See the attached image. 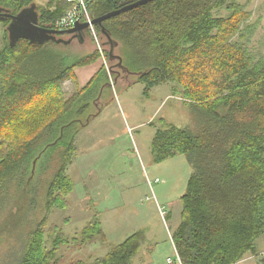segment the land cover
<instances>
[{"label":"trees","instance_id":"obj_1","mask_svg":"<svg viewBox=\"0 0 264 264\" xmlns=\"http://www.w3.org/2000/svg\"><path fill=\"white\" fill-rule=\"evenodd\" d=\"M137 1L91 0L89 12L94 19ZM32 3L37 0H0L13 14ZM69 8L66 0L38 3L40 24L51 28ZM223 10L226 16L216 15ZM251 17L240 0H152L104 22L119 43L117 55L128 72L121 71L137 76L146 96L172 83L173 94L193 114L192 125L164 122L152 143L156 163L184 155L191 167L173 236L182 264H237L247 255H259L257 241L264 237V53L249 47L259 25L250 24ZM2 24L0 254L1 247L14 250L10 264H62L67 257L63 248L108 245L97 213L71 240L50 218L69 209L75 190L69 169L81 156L74 125L84 123L82 116L89 123L99 115L89 113L99 107L94 92L111 85L115 70L109 65V74L101 62L85 87L68 94L64 83L77 68L99 62L98 50L73 64L56 62L50 51L64 44L19 40L11 46L9 21ZM96 30L107 42L100 27ZM99 76L103 81H97ZM72 114L79 117L66 122ZM145 239L139 230L104 257L66 264H133ZM6 261L7 256L1 263Z\"/></svg>","mask_w":264,"mask_h":264},{"label":"rangeland","instance_id":"obj_2","mask_svg":"<svg viewBox=\"0 0 264 264\" xmlns=\"http://www.w3.org/2000/svg\"><path fill=\"white\" fill-rule=\"evenodd\" d=\"M37 3L43 2L39 0ZM240 3L245 11L252 14L250 24L259 22L249 47L264 53V0H240ZM227 14L223 10L216 15ZM2 26L0 22V48L4 32ZM70 38L67 36L65 39ZM61 47L50 51V55L56 62L62 61L64 64H73L79 57H86L98 50L90 35L83 43L74 40ZM103 47L104 52L109 49L108 45ZM119 48H116L115 54H121ZM98 52L102 66L103 58ZM107 60L115 70L112 73L109 67L111 85L104 90L96 88L94 96L97 94L100 98L99 107L94 105L89 111L99 115L89 123L87 116H82L84 123L74 125L81 157L69 169L76 183L69 197L70 207L66 211H55L50 224L60 227L71 240L97 213L108 245L95 244L85 250L63 248L62 253L67 257L61 263L66 264L75 258L93 261L104 257L111 246L119 245L137 231L144 230L146 239L133 264H168V258H177L173 236L181 223L180 198L186 191L191 167L184 155L156 163L152 143L164 122L179 127L192 125L193 114L181 96L173 94L172 83L156 86L150 96H146L145 86L135 82L137 76H128L120 66H114L117 61L112 63ZM79 70H84V67ZM77 77H74V81H77ZM98 78L97 81H103L104 76ZM63 89L68 94L74 91L69 81L65 82ZM78 117L72 114L65 120L70 122ZM157 179L159 183H156ZM161 211L166 214L163 215ZM1 248L0 264L5 256L7 261L4 264H10L11 257L15 256L14 250ZM257 248L258 252L264 250V237L257 241ZM260 254L251 264H262Z\"/></svg>","mask_w":264,"mask_h":264},{"label":"water","instance_id":"obj_3","mask_svg":"<svg viewBox=\"0 0 264 264\" xmlns=\"http://www.w3.org/2000/svg\"><path fill=\"white\" fill-rule=\"evenodd\" d=\"M150 1L152 0H139L119 10H115L103 16L96 17L92 21L93 25L100 27L102 35L107 39L105 45L110 47V60L112 62L118 61V65L125 72H128V70L123 66L122 58L115 54V50L117 47H119V43L111 38V35L104 27V22ZM6 21H9L6 30L11 46H14L19 40H28L34 44L54 42L56 44L64 45L70 44L74 39H78L80 42H83L84 39L82 34L85 33L89 27L88 23H78L75 27L69 30L57 31L47 27V25H41L40 14L37 10V3H32L30 6L22 9L18 14H13L10 10L0 6V22ZM65 36H71V38L66 40L64 38Z\"/></svg>","mask_w":264,"mask_h":264},{"label":"built area","instance_id":"obj_4","mask_svg":"<svg viewBox=\"0 0 264 264\" xmlns=\"http://www.w3.org/2000/svg\"><path fill=\"white\" fill-rule=\"evenodd\" d=\"M66 1H67V3L70 4V8L68 9V11L63 16H61L59 19H57L53 23L51 28L54 30H57V31H63V30H69V29L75 27L76 24H78V23H88L89 24L88 31L90 32L93 41L95 42L98 50L100 51V53L102 55L103 63L106 65V67L108 69L109 63H108L107 57H106L105 52H104V47H103L101 37L99 36V34L96 30V26L92 24L93 17L90 15V12H89L88 0H66ZM0 6H1V4H0ZM159 182H160V180L157 179L156 183H159ZM161 213L163 215L166 214V213H163L162 211H161ZM261 258L264 259V252L261 254ZM168 262L170 264H172L174 262H178L179 264H182L178 255H177L176 259L169 258Z\"/></svg>","mask_w":264,"mask_h":264},{"label":"crops","instance_id":"obj_5","mask_svg":"<svg viewBox=\"0 0 264 264\" xmlns=\"http://www.w3.org/2000/svg\"><path fill=\"white\" fill-rule=\"evenodd\" d=\"M88 1H91V0H88ZM37 2H39V0H37ZM42 2L43 3H40V4H42V5H44V6H47V3L49 2V0H42ZM38 4V3H37ZM2 23V22H1ZM2 29H3V26H2ZM2 36H3V34H2ZM2 40H3V37H2ZM2 45H3V41H2ZM100 61L99 62H96V63H94V64H92V65H89V66H86V67H84V70H79V68H77L76 70H75V76L77 75L78 77H77V81H74V78H72V79H70V80H68L69 82H71V84H72V91L74 90V91H76V90H78V89H80V88H82V87H85L88 83H89V81L95 76V74L97 73V71L100 69ZM81 68H83V67H81ZM67 81V82H68ZM64 85H65V83H64ZM108 86V85H107ZM103 90H104V88H103ZM73 91V92H74ZM72 92V93H73ZM99 100H100V98H99ZM101 110V109H100ZM102 113V112H101ZM78 142V141H77ZM80 146V142H78V147ZM79 149H81L80 147H79ZM87 153V152H86ZM176 250V249H175ZM262 252H264V250L263 251H261V252H259V254L260 253H262ZM176 253H177V251H176ZM258 256H253V255H247L242 261H240L239 263H237V264H251V263H253L252 262V260L253 259H255V258H257ZM169 259V258H168ZM167 263H168V261H167ZM169 264V263H168ZM173 264H175V263H173Z\"/></svg>","mask_w":264,"mask_h":264},{"label":"flooded vegetation","instance_id":"obj_6","mask_svg":"<svg viewBox=\"0 0 264 264\" xmlns=\"http://www.w3.org/2000/svg\"><path fill=\"white\" fill-rule=\"evenodd\" d=\"M88 35H89V34H88L87 31H85V33L82 34L84 41L88 38ZM66 37H67V36H65L64 38H66ZM69 37H71V36H69ZM74 40L80 42L78 39H74ZM74 40H72V42H73ZM84 41H83V42H84ZM72 42H71V43H72ZM83 42H80V43H83ZM96 104H97V103H96Z\"/></svg>","mask_w":264,"mask_h":264},{"label":"clouds","instance_id":"obj_7","mask_svg":"<svg viewBox=\"0 0 264 264\" xmlns=\"http://www.w3.org/2000/svg\"><path fill=\"white\" fill-rule=\"evenodd\" d=\"M103 43V42H102ZM103 46H105V45H103Z\"/></svg>","mask_w":264,"mask_h":264}]
</instances>
